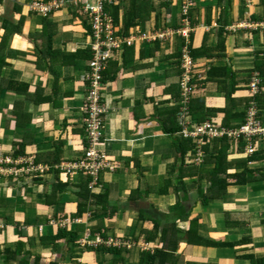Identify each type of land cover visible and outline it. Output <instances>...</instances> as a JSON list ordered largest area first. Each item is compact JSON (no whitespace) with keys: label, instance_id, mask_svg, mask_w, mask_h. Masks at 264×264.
I'll return each mask as SVG.
<instances>
[{"label":"crops","instance_id":"0c3cea01","mask_svg":"<svg viewBox=\"0 0 264 264\" xmlns=\"http://www.w3.org/2000/svg\"><path fill=\"white\" fill-rule=\"evenodd\" d=\"M30 1L0 0V152L15 156V149L22 144L23 156L50 171L38 178H0V221L5 225L0 228V264H49L55 259H60L61 264H139L142 250L161 246L162 228L155 240L147 241V232L152 234L155 221L164 226L171 220L177 221L179 230L197 227L198 236L204 240L222 242L203 245L180 241L174 252L178 264H253L249 255L264 257V140L256 141V160L229 170L240 176L229 180L228 190L204 204L210 185L207 178L198 180L195 169L181 167L177 136L166 133L162 127L168 110L176 102L179 36L162 41L139 38L159 30H155L157 12L149 19H136L129 35L124 36L121 31L129 1L107 7L119 34L135 39L115 52L102 88L107 114L99 148L119 168L104 173L101 184L111 206L118 210L111 220L106 216L88 217L90 212L86 217L76 216L75 192L85 176L78 174L72 178L55 170L77 160L86 147L82 109L87 89L82 79L92 57L91 25L87 14L72 7L49 15V22L42 24V16L29 11ZM194 1L189 12L194 27L193 45L200 46L208 34L209 44L215 46L220 14L226 3ZM230 1L224 27L228 32L227 56L199 58L195 72L197 79L204 80L211 65H229L237 76L236 97L240 99L248 95L250 78L257 73L256 59L264 58V28L249 27L264 23V3ZM154 2L160 13V30L180 25L181 0ZM160 2L167 6L160 8ZM114 7H119L117 18ZM239 25L243 26L236 29ZM217 91L215 82L205 83L203 94L211 109L226 106ZM262 116L264 120V109ZM222 118L219 115L212 119ZM240 147L231 146L230 161L241 162L251 157ZM59 181L60 186L68 184L67 191L48 198ZM178 203L184 205L183 211L168 218L170 208ZM56 214L69 220L67 227L89 224L93 231L104 225L110 235H134L140 240L124 247L121 262L113 260L118 255L87 248H79L80 255L75 260L69 252L65 253L67 248L53 251V244L44 240L59 227L56 223L61 219L55 218ZM76 218L83 219V224L70 223ZM62 253L66 255L60 256Z\"/></svg>","mask_w":264,"mask_h":264},{"label":"trees","instance_id":"16d2710c","mask_svg":"<svg viewBox=\"0 0 264 264\" xmlns=\"http://www.w3.org/2000/svg\"><path fill=\"white\" fill-rule=\"evenodd\" d=\"M264 3V0H261ZM230 0H217V3L223 4L226 3L222 8V13L220 14L219 23L220 27L216 31L217 35V44L215 46H211L208 42L209 35L206 34L203 38V42L200 46L193 45V35L191 33L188 39L183 37H178L180 40V51H179V68H180V79L183 78L182 75L184 74V68L181 66L182 63V47L187 46L190 52V56L193 58V68L190 71V80L188 82V86L190 91L187 95H183L184 90L180 85L178 88H175L176 94L175 97V106L168 110L167 116H165V121H162V127L166 131V133H170L172 135H176V149L177 152L180 154L181 157V167H186L187 169H195L197 171L198 180L202 178H207L209 182V187L207 189V194H204L205 200H203L204 204H208L210 199L217 198L218 194L225 193L228 190V187L231 185L229 180L233 178H237L240 176L239 173L231 174L229 173L230 169H233L235 165L240 167V163H247L252 160H256L257 154H259L258 149L251 155L250 158L241 161V162H232L230 161V149L232 143L228 141L226 138L222 139H215L212 141H206L205 145H203V150L205 152V158L203 165H195L192 160L194 153L196 152V143L194 140L190 138H184L181 135L182 125L180 123V114L185 117H189L192 122L195 123H202L207 120L212 119L213 117H217L219 115H223L222 124L227 128H235L240 127L245 122V116L247 114V105L251 101H256L261 111L264 109V58H257L255 61L254 70L257 71L259 77L262 78V82L260 85V93L252 94L247 87L248 95L245 98H238L236 97L237 89V76L236 73L232 70V68L227 65H211L210 69L206 72V78L204 80L197 79V75L195 72V63L196 60L199 58L205 57H217L219 59L226 58V35L228 32L225 30L226 22V14L227 9L230 6ZM129 7L127 9L126 18H124V28H123V35H129V29L133 27L135 24L136 19H149L150 15L153 12L156 13V29L160 27L159 22L160 13L156 9V5L154 0H131L129 1ZM160 8L163 6H167L165 2L159 3ZM119 6V5H118ZM114 15L117 18L118 9L119 7H114ZM159 8V7H158ZM57 11L50 12L51 14ZM49 15L45 17H41V22L44 24L48 20ZM89 32H91L89 30ZM48 46H50V42H48ZM107 69L103 73V81H105V73ZM206 82H215L217 84L218 93L223 99L226 101V106L224 108L218 109H211L206 106V98L203 94V88ZM186 99H188L186 101ZM186 109V110H185ZM262 116V112H261ZM263 117V116H262ZM170 123L173 126H169ZM257 140H264V137H261ZM247 141L244 139H240L238 141V145L241 146L240 148L244 151V147L246 146ZM239 149V150H241ZM24 154V146L18 145L15 149V157ZM248 169V168H245ZM55 172L57 174L66 172L56 169ZM207 175L204 177V174ZM243 174V173H241ZM68 177V176H67ZM90 179L82 182L79 185V190L75 192V195L78 197L77 201V217H86V214L92 211L93 217L99 218L104 216L107 219L111 220L115 218V213L117 207H112L109 202V195L107 192L95 194L89 188ZM100 183L101 179H100ZM60 181L53 185V189L50 195H47L48 198H56L58 194H63L68 189V184H64L60 186ZM203 193V190H201ZM217 200V199H216ZM48 203V202H46ZM52 203V202H51ZM55 203V202H54ZM53 204V203H52ZM91 207H94L95 210H91ZM116 208L114 211L112 209ZM184 209V205L182 203H178L177 205L173 206L169 210V214L166 215L168 218L177 213H181ZM115 212V213H114ZM186 213V212H185ZM55 218L59 219V215H54ZM183 217V216H182ZM61 219V218H60ZM193 224V220L191 221V225ZM84 226L80 225H73L72 227H57L55 233L47 236L44 240L52 243L53 251L60 250L61 247L67 248L71 257L75 260L80 255L77 250L82 248L80 246L78 238L79 232L82 231ZM154 230L150 235V231L147 232V241L155 240L158 237L157 231L159 228H162L161 235L159 238V242L161 246L158 245L155 247L154 250H142L141 256L139 260V264H178V256L175 255V251L178 249V245L180 241H186L188 244H215L219 245L222 242H214V241H206L202 237L198 236L197 227H190L188 230L182 231L179 230L177 227V221L171 220L167 221L166 224L163 226L162 223H158L155 221ZM179 231L180 233H176ZM93 232H100L104 237H107V227L104 225H100L93 229ZM179 234L178 238L174 236ZM119 237L129 238L130 236H125L121 234H114ZM132 239L136 243L139 242L140 237L138 236H131ZM21 243V242H20ZM64 243V244H63ZM92 249V248H87ZM96 251H107L113 253L114 255H118L114 257V262H121L124 260L122 252L125 250L124 247L118 246H100L97 248H93ZM66 253V252H65ZM65 253L60 254V256L66 255ZM251 260L254 262L253 264H264V257L258 258L254 255H249ZM49 264H61L60 259H55L49 262Z\"/></svg>","mask_w":264,"mask_h":264},{"label":"built area","instance_id":"2783aa9c","mask_svg":"<svg viewBox=\"0 0 264 264\" xmlns=\"http://www.w3.org/2000/svg\"><path fill=\"white\" fill-rule=\"evenodd\" d=\"M131 0H35L29 5L30 12L45 17L51 15L50 12L60 11L63 8L72 7L80 9L82 13L88 15L91 25V43L90 51L92 57L88 64V70L83 76L86 84L87 94L85 105L83 107V124L85 128L86 147L83 154L75 161L61 165V171L67 173L69 177L86 174L90 178L89 188L93 191L100 183V174L104 171H113L115 164L108 157L105 151L99 146L102 143L104 131V119L107 114V107L104 102L101 88L104 86L103 73L107 69L110 60L114 57L117 50L125 45H131L135 37H124L119 34L115 28L113 17L107 12V7L120 5ZM181 23L178 27L166 28L152 33H144L139 38L143 40L162 41L168 40L175 36H181L188 39L193 33L194 27L189 18L190 10L195 6L194 0H181ZM240 26L235 27L238 29ZM250 28H264V23L251 24ZM193 58L187 46L182 48V63L184 74L182 75L181 87L184 90L183 95L190 91L188 82L190 80V71L193 68ZM185 82V83H184ZM262 78L258 73H253L248 83L249 90L252 94L260 93ZM188 99H186L187 101ZM186 110V109H185ZM247 114L245 122L240 127L227 128L221 122L214 119L202 123L192 122L187 116L180 114L181 135L184 138H190L196 143V152L192 157V162L201 165L204 162L205 152L203 145L206 141L226 138L233 144H238L240 139L247 141L244 147L248 155H252L257 150L256 139L264 137V120L261 116V108L256 101H251L247 105ZM6 171L8 174L19 177L38 178L50 169L46 166L38 165L31 157L12 156L0 152V171ZM99 181V182H98ZM72 223L81 224L83 219L76 218L71 220ZM69 220H60L56 224L59 227H67ZM3 225L0 224V228ZM82 248H97L100 246H118L130 247V239L116 235L104 237L100 232H93L90 228L88 233L84 234L79 241Z\"/></svg>","mask_w":264,"mask_h":264},{"label":"rangeland","instance_id":"374dc122","mask_svg":"<svg viewBox=\"0 0 264 264\" xmlns=\"http://www.w3.org/2000/svg\"><path fill=\"white\" fill-rule=\"evenodd\" d=\"M33 1H35V0H31L28 4H27V6L29 7V5H31L32 4V2ZM27 6H25V8L27 9ZM28 11V10H27ZM38 25V22H37V20L36 19H34V26H37ZM183 48V47H182ZM185 83V82H184ZM178 85H180L181 86V82L179 81V83H178ZM103 88V87H102ZM102 88H101V91H102ZM103 92V91H102ZM223 119V118H222ZM216 120L217 122H222L223 120ZM104 136V135H103ZM84 153V152H83ZM113 162V161H112ZM114 163V162H113ZM119 168V166L118 165H116L115 164V166H114V170L113 171H104V172H102L101 174H100V176H102L104 173H106V172H116V170ZM82 175H84L85 176V181L87 180V179H89V176H87L86 174H83V173H81ZM76 175H74V176H71L72 178L73 177H75ZM3 178L4 180L6 179L7 180V178H10V177H12V178H14V179H17V177L18 176H13V175H10V174H8L6 171H0V178ZM5 177V178H4ZM100 178V177H99ZM99 182V181H98ZM89 185H91V184H89ZM102 188H103V186H102V184L101 183H99L98 185H97V187H95L94 189H93V192L94 193H96V194H99V193H104L103 192V190H102ZM91 214H88V217H90V216H92V212H90ZM0 218H1V216H0ZM95 218V217H94ZM93 219V217L91 218V220ZM44 223H45V225H47V222L46 221H44ZM70 223H72V221H70ZM0 224L1 225H3V227L5 226L1 221H0ZM83 224V223H82ZM108 225H110V224H108ZM58 227V226H57ZM70 228V227H69ZM89 224L87 225L86 224V227L84 226V228L82 229V231H80L79 232V237L77 236L76 238H78V240L80 241L82 238H83V236H84V234L86 233H88V231H89ZM41 230H42V227H41ZM128 239H130L132 242L134 241V239H132L131 237H129ZM64 244V243H63ZM133 244V243H132ZM65 245V244H64ZM64 245H63V247H64ZM141 247L144 249V248H146V246L144 245V244H142L141 243ZM69 251L67 250V252L66 253H68ZM77 259V258H76ZM103 259V258H102Z\"/></svg>","mask_w":264,"mask_h":264},{"label":"clouds","instance_id":"9594fccd","mask_svg":"<svg viewBox=\"0 0 264 264\" xmlns=\"http://www.w3.org/2000/svg\"><path fill=\"white\" fill-rule=\"evenodd\" d=\"M203 163H204V162H203ZM203 163H202V164H203ZM89 179H90V178H89ZM100 179H101V176H100ZM91 191H92V190H91ZM92 192H93V191H92Z\"/></svg>","mask_w":264,"mask_h":264}]
</instances>
